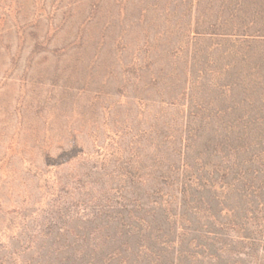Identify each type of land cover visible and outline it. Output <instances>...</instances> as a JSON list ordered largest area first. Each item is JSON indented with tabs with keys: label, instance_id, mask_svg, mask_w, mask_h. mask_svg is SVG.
Segmentation results:
<instances>
[{
	"label": "rangeland",
	"instance_id": "rangeland-1",
	"mask_svg": "<svg viewBox=\"0 0 264 264\" xmlns=\"http://www.w3.org/2000/svg\"><path fill=\"white\" fill-rule=\"evenodd\" d=\"M0 264H264V0H0Z\"/></svg>",
	"mask_w": 264,
	"mask_h": 264
}]
</instances>
